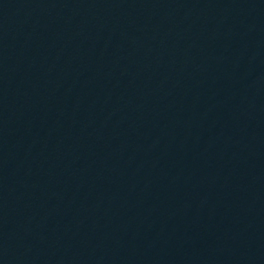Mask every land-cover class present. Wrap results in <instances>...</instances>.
<instances>
[{
  "label": "water",
  "instance_id": "water-1",
  "mask_svg": "<svg viewBox=\"0 0 264 264\" xmlns=\"http://www.w3.org/2000/svg\"><path fill=\"white\" fill-rule=\"evenodd\" d=\"M0 264H264V0H0Z\"/></svg>",
  "mask_w": 264,
  "mask_h": 264
}]
</instances>
